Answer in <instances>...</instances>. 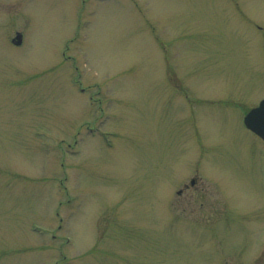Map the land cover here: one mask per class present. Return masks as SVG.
I'll return each instance as SVG.
<instances>
[{
  "label": "rangeland",
  "instance_id": "374dc122",
  "mask_svg": "<svg viewBox=\"0 0 264 264\" xmlns=\"http://www.w3.org/2000/svg\"><path fill=\"white\" fill-rule=\"evenodd\" d=\"M263 98L264 0H0V264H264Z\"/></svg>",
  "mask_w": 264,
  "mask_h": 264
},
{
  "label": "water",
  "instance_id": "95a60500",
  "mask_svg": "<svg viewBox=\"0 0 264 264\" xmlns=\"http://www.w3.org/2000/svg\"><path fill=\"white\" fill-rule=\"evenodd\" d=\"M23 35L21 33L17 34L15 39L17 44L22 43ZM246 126L264 139V100L260 105L252 109L245 117Z\"/></svg>",
  "mask_w": 264,
  "mask_h": 264
},
{
  "label": "flooded vegetation",
  "instance_id": "af4514ba",
  "mask_svg": "<svg viewBox=\"0 0 264 264\" xmlns=\"http://www.w3.org/2000/svg\"><path fill=\"white\" fill-rule=\"evenodd\" d=\"M192 187H197L198 188V185H197V180H195V183L193 184Z\"/></svg>",
  "mask_w": 264,
  "mask_h": 264
}]
</instances>
